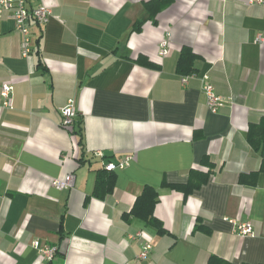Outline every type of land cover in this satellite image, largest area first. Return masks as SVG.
<instances>
[{
	"label": "crops",
	"instance_id": "0c3cea01",
	"mask_svg": "<svg viewBox=\"0 0 264 264\" xmlns=\"http://www.w3.org/2000/svg\"><path fill=\"white\" fill-rule=\"evenodd\" d=\"M152 1L41 0L52 15L32 25L29 58L12 15L0 19V91L14 87L11 109L0 96V264H264V145L249 143L264 120V3L170 0L152 16ZM185 47L197 57L189 76L177 72ZM205 74L227 100L217 113ZM69 100L78 116L66 129ZM125 156L103 198L106 165ZM193 174L207 182L173 189ZM68 175L72 188L54 185ZM145 188L158 194L166 234L128 216ZM35 241L57 247L54 259Z\"/></svg>",
	"mask_w": 264,
	"mask_h": 264
},
{
	"label": "built area",
	"instance_id": "2783aa9c",
	"mask_svg": "<svg viewBox=\"0 0 264 264\" xmlns=\"http://www.w3.org/2000/svg\"><path fill=\"white\" fill-rule=\"evenodd\" d=\"M258 3H264V0H257ZM11 14L15 21L16 29L22 34V56L29 58L32 53L33 47V34L32 25L37 24L39 26H44L49 23L52 12L49 7L41 3V0H0V19L5 15ZM256 43H262V35L259 34L256 37ZM161 52L163 56L169 53V43L163 42L161 44ZM204 82L203 93L207 99V106L212 113H217L224 106L227 101L224 97L220 96L216 92V88L211 81L208 74L202 77ZM187 78L182 79V83H186ZM13 91L14 87L5 84L1 87L0 96L3 99V105L6 108L11 109L13 107ZM62 115V125L66 129H70L75 124L78 112L76 109L75 101L69 100L68 103L61 110ZM99 156H103L101 152L98 153ZM131 156L123 157L117 164L110 162L106 165L108 171L123 170L127 167L131 161ZM75 184V178L73 175H68L64 180L56 179L54 185L61 189H70ZM235 225V230L237 234L241 237L253 236L254 227L249 222H238L232 221ZM136 237H143L144 234L138 233ZM34 248L45 257L47 260L51 261L54 259L58 252L57 247H52L47 244H42L40 241H35L33 243ZM153 249L152 243L148 240L145 242L142 253L139 255L140 260H145L148 258L149 252Z\"/></svg>",
	"mask_w": 264,
	"mask_h": 264
},
{
	"label": "trees",
	"instance_id": "16d2710c",
	"mask_svg": "<svg viewBox=\"0 0 264 264\" xmlns=\"http://www.w3.org/2000/svg\"><path fill=\"white\" fill-rule=\"evenodd\" d=\"M170 4V0H153L152 2L146 4V10L150 14H158L164 7ZM156 22V21H155ZM143 22H138L135 25L134 31L140 32L142 30ZM197 60L196 55L193 51L185 47L181 52L180 59L177 65V72L181 76H189L196 72L195 62ZM139 61L145 63L149 66H154L151 62L146 60L144 57H140ZM249 143L253 146L255 150H259L261 146L264 145V120L259 125L251 126L249 131ZM101 174V173H100ZM195 175V176H194ZM196 174H193L190 178L188 185L186 186H174L173 189L183 191L186 195L191 193L193 190L198 189L202 184L207 182V177L203 180L197 181L195 179ZM115 176L112 172L103 171V179L99 180L98 185L103 186V198L104 196L113 192L114 189ZM98 192V187H97ZM97 197L102 198V195L96 194ZM158 203V194L152 188H145L144 193L137 199L130 215L139 218L146 222L151 227L158 230L159 234H166L167 231L164 229L162 223L155 218L154 212L155 207ZM126 216V217H128ZM202 229V228H199ZM205 232L209 233L206 229ZM209 264H233L226 260H223L217 256H211L209 259Z\"/></svg>",
	"mask_w": 264,
	"mask_h": 264
}]
</instances>
